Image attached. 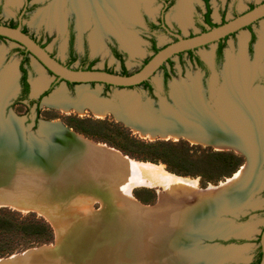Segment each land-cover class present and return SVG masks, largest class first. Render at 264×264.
<instances>
[{
  "label": "bare ground",
  "instance_id": "6f19581e",
  "mask_svg": "<svg viewBox=\"0 0 264 264\" xmlns=\"http://www.w3.org/2000/svg\"><path fill=\"white\" fill-rule=\"evenodd\" d=\"M9 1L13 3L16 0ZM66 2L70 3V9L77 14L80 29L87 28L92 16L95 17L97 26L92 35L94 49L98 48L100 35L102 31H105L116 35L121 44L131 53L136 54L139 51V39L134 33L127 31L124 25H135L139 22L138 0H54L51 8L40 12L35 22L39 23L48 18L47 23L50 27H53L54 24L61 30L66 17L63 11V5ZM191 12L190 1L182 0L175 18L181 25L187 26L192 21ZM261 33L259 57H262L264 53V51L262 52L264 49V26ZM247 38V35L242 37V54L239 55V62H232L233 57L230 55L232 53L228 51L229 66L226 61L227 65L225 63L224 72L228 81L222 92V100L225 102V112L228 111L231 127L244 129L243 125L249 124L250 129L258 131L259 138H261L260 133H263L264 140V129H262L264 125V88L262 90L256 89L253 93L249 91V81L260 65L258 60L251 62L255 64L254 69V66L246 58L247 54L246 56L243 54V52L246 53ZM3 59L4 49L0 48V66ZM17 69V65L12 63L0 70V107L16 92L18 84L16 77L17 74L19 75ZM197 79V77L192 76L194 84H196ZM46 85H48V79L43 75L35 83L34 93H39L40 90L46 88ZM175 86H178V83ZM82 87L83 85L79 86L78 89L80 100L74 101L66 98V92L62 87L58 88L45 102L64 111L75 108L83 112L86 107H89L98 116L112 113V106L107 105L104 101L98 102L97 99H93L96 92H90L85 86ZM126 99L130 103L132 102V98L128 94H126ZM249 101L254 104L251 105ZM58 121L55 120V122ZM260 124H262V128ZM233 128L230 129V135L237 136L238 133ZM134 129L138 131V129ZM139 132L145 135L142 131ZM148 135L155 136L154 134ZM162 137L181 139L178 134ZM185 138L194 143L205 145L209 141L205 133H187ZM84 140L88 142L83 145L85 153L80 156L78 162L71 163L60 176L62 184H69L61 192L57 190L62 185H52L48 176L44 174L45 172L31 166L22 167L15 175L0 184V207L8 206L39 212L51 222L57 236V244L48 246L35 256L22 258H16L18 257L16 256V259L6 262L3 260L0 264H19L20 262L28 264H77L81 257H85L84 253L88 251L92 252L87 254L85 261L90 264H160L156 260V256L167 258L162 264H216L215 259L226 258L229 254L237 258L244 256L243 250H246L247 246H239L231 250L226 247L219 251L212 249L211 253L214 254L202 256V253H198L196 256L185 258L186 261L179 257L178 253L171 256V250L175 248L168 247L162 234L172 229L173 222L179 221V215L175 213L177 201L185 197H205L221 188L210 185L202 189L197 179L175 175L167 171L162 164L137 161L105 143L96 142L86 136H84ZM233 141L237 142L230 138V146L218 143L217 148L224 150L236 147L239 150L240 147ZM246 156L245 164L230 176L228 182L234 183L245 178V181L252 185L251 182L257 181L251 177L257 172V156L259 155L256 152L252 154L250 152ZM255 178L258 179V175ZM145 185L164 187L165 193L159 194L160 202L157 206L145 205L134 196V189ZM110 200L121 207H128L130 213L136 212V209L139 208L141 210H161L157 216L164 221L166 227L159 229L153 225L148 230L149 236L155 233L153 236L156 241L154 248L153 244H148V241L141 239L142 237L140 238L139 232L135 229L129 228L125 231L124 227L118 226L119 220L116 214L108 217L109 221L105 220L103 227L108 229L110 226H114L111 228V233L100 234L97 232V230L102 229L100 225L102 218L99 210L95 208V204L100 202L105 205L106 201ZM129 218L131 219L130 215ZM114 219L115 222H113ZM111 222L113 223L111 224ZM248 231L249 228L246 227L244 233ZM175 250L178 252L177 248ZM150 260H152L151 263Z\"/></svg>",
  "mask_w": 264,
  "mask_h": 264
},
{
  "label": "water",
  "instance_id": "95a60500",
  "mask_svg": "<svg viewBox=\"0 0 264 264\" xmlns=\"http://www.w3.org/2000/svg\"><path fill=\"white\" fill-rule=\"evenodd\" d=\"M262 19H264V1L222 24L193 36L174 33L166 28V31L177 39L161 47L140 70L128 75L97 68L83 69L67 66L53 56L48 47L42 46L29 33L25 32L22 24L13 27L0 23V36L25 48L38 64L57 77L60 83L43 99L44 103L58 88L62 87H64L67 96L77 101L80 98L79 86L86 85L90 91H97L98 99L112 106L113 110L110 114L114 115L116 120L123 122L133 130L136 128L138 131H142L145 135L154 134L155 138L169 139L162 136L178 134L181 139H186L187 133H205L209 140L206 146L217 148L218 143L230 146V138H232L237 141H233V143H236L242 150L240 148L237 150L236 147L231 149L245 156L250 152L251 154L256 152L259 155L257 156V172L251 177L257 181L251 182L252 185L248 184L245 178L230 183L228 182L230 177L226 178L227 181H220L215 184L209 183L207 186H202L199 182L202 189L210 185L221 189L205 197H185L177 201L175 213L179 215V221H172V229L163 233L162 237L163 240H166L168 247L177 248L179 257L185 260V258L196 256L198 253H202V256L214 254L211 253L212 249L219 251L225 247L228 250L238 248L240 246L238 243L242 239H248L254 233L255 229L253 227L257 223L246 225L239 224L236 221L243 208L250 205V201L257 194L264 192L263 133H260L261 138H259L258 131L250 129L249 124H244V129L231 127L230 117L228 111L225 112V102L222 100V92L226 87L225 64L221 73L223 82L220 84L221 77L215 68V54H211L209 58L204 60L211 70L209 94L204 89L203 73L200 69L196 73L189 72L185 77H175L169 80L167 95L162 92L164 86L163 75L159 78L158 90L155 91V96L145 102L141 95L132 91V88L139 87L145 81H151L170 59L180 53L217 43L221 39L240 32ZM247 58L249 60L248 56ZM259 69L261 68L256 69L253 78L249 81V91L252 93L256 89L262 90L264 88L263 85L255 83L258 80L259 73L264 74V71L262 69L259 71ZM192 76L198 78L195 81L196 84L193 83ZM68 82L75 84V96L70 95ZM93 83L109 84L115 89V94L112 97H106L102 95L100 90L89 88ZM176 83H178V86H175ZM19 89L20 85L17 84L15 94L9 97L0 107V184L15 175L22 167L31 166L45 172L44 174L48 176L52 185H64L60 181V176L71 163L78 162L80 156L85 153L83 145L88 143L84 140L85 135L64 125L61 120L58 122L41 120L35 132L32 129L35 123L27 127L25 119L17 116L14 112H10L7 117L5 115L6 108L9 106L11 98L17 96ZM42 91L43 89L35 94L33 86V96H38ZM159 93L162 94V97L159 96ZM126 94L132 98L131 103L126 99ZM156 97L159 99L158 102ZM249 103L254 104L250 101ZM223 120L225 122H222ZM230 127L237 131V136L230 135ZM260 127L262 128V124H260ZM262 129H264V125ZM257 175L258 179L255 178ZM183 177L189 178L187 176ZM159 202L160 197H158L154 206H157ZM102 206L99 211L102 218L100 220L102 229L97 230L100 234L111 233V228L114 226H110L108 229L103 227L106 218L115 216V214L119 220L118 226L124 227L125 231L129 228L140 231L142 228L145 229L153 225V227L157 226L159 229L166 227L164 221L157 216L158 212L161 213V210H141L140 206H137L139 209L130 213L128 207H121L111 200L106 201L105 205ZM129 215L131 219L128 218ZM113 222H115V219ZM246 227L249 228L250 232L244 233ZM154 234L149 236L146 231V235L143 233L141 239L148 241V244H154ZM228 241L230 243H224ZM55 244H57L56 239ZM260 246L264 255V229L260 232ZM223 258L225 257L215 259L216 264H248L250 262L243 260V257H232L230 254L225 259ZM262 262H264V259Z\"/></svg>",
  "mask_w": 264,
  "mask_h": 264
},
{
  "label": "rangeland",
  "instance_id": "374dc122",
  "mask_svg": "<svg viewBox=\"0 0 264 264\" xmlns=\"http://www.w3.org/2000/svg\"><path fill=\"white\" fill-rule=\"evenodd\" d=\"M181 1L179 3H181ZM191 1L192 3H190L192 5V21L187 26L181 25L175 18L176 13L178 12V6L180 5L177 2L169 9L164 10L162 2L158 0H149V2L144 4V8H142V10L146 12L149 15L150 19L155 23H159L160 15H164L166 22L173 29L180 31L185 36H188L189 34L200 32V23L203 19L202 13L204 10V8L199 7L198 4H195L194 7L193 0ZM234 1L236 2V5L231 2L229 8L227 7L226 9V17L228 19H231L233 14H236V12L240 13L244 11L249 1L257 3L260 0ZM53 3L54 0H31L28 4V8L23 12L26 6L24 0H16L13 3H11L9 0H0V20L5 23L11 22L12 24H15L16 22L20 21V15L22 14V24L26 28V30L36 39L43 42V44L50 49L51 53L54 54L58 59H60L64 63H71L69 56V50L71 49V46L68 42V25H72L75 31V40L73 48H75L77 56H82L86 49L90 50L91 57L95 58L96 60V68H107L118 73H121L125 68L129 73H133L139 70L143 62L153 55L151 41L146 36H144V34H149L147 29L145 27L141 29L140 26L136 27L134 30L132 29L138 22L135 25L124 24L126 30L131 33H134L139 39L140 43V49L136 54L131 53L130 50L129 54L127 52L125 53L124 63H121L109 52V47L111 44H115L117 46L119 44L117 43V40L112 37V34L108 32L102 31L100 35V40H98V48L94 49L92 35L94 34L97 26L96 19H94L95 17L92 16V20H90V23L87 28L80 29L83 30L82 34L80 35L78 30L80 28L78 24V19L74 17L73 14L75 13L70 9L69 2H66L63 5V11L66 17L64 19V24L61 30H59L54 24L53 27H50L47 23L48 18H45L42 22L39 23L35 22L38 17V14H40V12L47 11L49 8H51ZM139 5L140 0H138V12ZM223 5L224 4L213 0L214 20L220 21V17L217 15V12H220L223 9ZM193 14H195L194 19ZM263 24L264 19L253 24V26H250L249 28L237 32L235 35L230 36L229 38H227V40L224 41V58L217 69V72L220 74L221 77L220 84L223 82L221 73L223 70V66L226 62V58L228 57L227 54L231 52L232 54L230 55H232L233 57L232 62H239V55L242 54L241 40L244 35H247L248 38L245 45L246 53L243 52V54H245V56L247 54L250 63L255 62L256 58L259 57L258 52L260 50V42L262 36L261 32L264 26ZM90 28L93 30L92 34L91 31L87 30ZM252 33L256 35V40L253 43L254 52L252 53V51L250 50L249 53V43ZM152 35L154 36L155 44L159 48L165 46L166 44L174 40L173 36L166 33L165 29L162 28L154 31ZM217 47L218 43H213L211 45H207L197 49L196 53L200 55L203 60H205L209 58L211 54H214L216 52ZM0 48L4 49V62H2L0 70H3L9 64H16L18 67L17 72L19 73V75L17 74L18 78L16 77V82L19 84V79L21 75L19 66L22 61V54L18 50L20 46L11 40L0 38ZM263 51L264 49H262V52ZM261 58L259 59L261 62V64L259 63V67L263 70L264 54L262 60ZM228 61L229 60H227L229 66ZM30 63V78L33 86H35L37 80L43 75L48 79V84L55 78L54 75L50 74L46 69L42 68L32 56L30 58ZM251 64L254 66L255 69V64ZM78 65V61L72 63V66L74 67H77ZM167 68L171 72L169 80L175 77H185L189 72L196 73L199 71V68L193 64L191 57L187 53H185L181 57L175 56L171 62L167 63ZM261 69H259V71H261ZM259 74L260 76L258 78V84L263 85L264 87V74ZM163 75L164 70L161 69L151 80V83L154 85L156 91L158 90L157 87L159 78H161ZM210 76L207 78L208 80L210 79ZM204 80H206V78H204ZM227 81L228 79L226 78V82ZM84 86L86 87V89H88L86 85H83V87ZM89 88L92 90H100L102 95L106 97H112L113 94H115V89L113 87L105 89L104 84H92L89 86ZM75 90L76 86L70 89L69 93L71 96H75ZM132 91H135L139 95H141L144 102L149 100L150 98H153V96L151 95V93L148 92L146 87L139 86L136 88H132ZM90 92H96V94L93 95V99H97L98 102H103L98 99L97 91ZM159 96L162 97V94L159 93ZM67 97L70 98L69 96H66V98ZM16 98L17 96L11 98L9 106L6 108L5 115H7L8 117V114H10V112H14L17 116L23 117L25 119V124L27 127L30 125H34L35 123L32 128L35 132L37 131L41 120H61L64 125L74 129L78 133L84 134L89 139H92L96 142L105 143L109 146L117 148L125 155L129 156L134 160L162 164L165 166L167 171L175 175L196 178L202 186H207L209 183L215 184L220 181L226 180L227 177H230L227 175L225 170H223L220 161H218L219 155L217 153L230 152L235 154L241 160L240 166L245 164L247 159L244 154L238 153L233 149L223 150L215 147H208L205 144L194 143L186 139H161L155 138V136H150L148 134V136L143 135L141 132L136 131L135 129L133 130L131 127L126 126L123 122H119L118 120H116L114 115L107 114L98 116L90 108H85L83 112L78 111L75 108H70L68 111H64L59 107H55L50 105L49 103H44V101H41L39 108L37 109L35 105L29 106L26 103L16 102ZM89 98L92 99L91 97ZM77 100H80V98ZM156 101H159L157 97ZM80 128H86L90 131L85 134L82 132V130H80ZM158 140H164L173 144H178L179 147L175 151L176 156L177 154H180V156L184 158L187 157L186 159L188 163L186 162L185 164H183L181 166L183 168L178 169L179 172L171 170L163 161L154 162L142 159V157L145 156L143 152L146 149L140 146L139 144L154 142ZM240 166L238 167V169L240 168ZM68 185L69 184L64 183V185H62L57 191L61 192V190L65 189ZM164 190L165 189L163 186L145 185L136 187L133 193L134 196L140 202L150 206L156 204L158 197L162 193H165ZM250 202L251 204L247 205V207L243 208V211L239 213L240 216H238L236 222L239 224L246 225L249 223H257L253 227L255 231L251 235V237L248 239H242L241 242L238 243V245L240 246H247V249L243 250V260L251 262L253 258H255L258 254V250L260 247V232L264 229V192L257 194V196L253 198ZM102 207L103 206L100 202L95 204V208L99 211L102 209ZM106 221L108 222L109 219L106 218ZM31 228L36 229L37 232L33 234L29 233L28 229ZM148 230L149 227L145 229L142 228V230L138 231L140 238L143 236V233L146 234L145 232H148ZM55 239L57 241L56 230L54 226L45 216L41 215L39 212L20 210L15 207L8 206L0 207V262H3V260L6 262L12 259L22 258L31 255L35 256V254L44 251L48 246L54 245ZM153 243L154 248L156 244V241L154 239ZM89 252L92 251L85 252L84 256L87 257V254ZM175 254H177V251L175 249L171 250L170 255L173 256ZM85 257H81L77 264H90L89 262L85 261ZM166 259L167 258L165 256H156V260H158L160 264H162V262H164ZM152 260H150V263L152 262ZM170 262L173 261L170 260ZM250 262L248 264H250ZM19 264L28 263L20 262ZM260 264H264V262H261Z\"/></svg>",
  "mask_w": 264,
  "mask_h": 264
},
{
  "label": "flooded vegetation",
  "instance_id": "af4514ba",
  "mask_svg": "<svg viewBox=\"0 0 264 264\" xmlns=\"http://www.w3.org/2000/svg\"><path fill=\"white\" fill-rule=\"evenodd\" d=\"M30 1L31 0H24V2H25V4H26V6H25V9L23 10V12L28 8V4L30 3ZM158 1H160V2H162L163 3V8H164V10H166V9H169L170 7H172L176 2L177 3H179L181 0H158ZM214 1H217V2H220L221 4H224L223 5V9L220 11V12H217V15L220 17V21H216V20H214V18H213V0H193V3H194V7H195V4H198V6L199 7H201V8H204V10H203V13H202V21H201V23H200V32H203V31H206V30H208L209 28H212V27H214V24L215 25H219V24H222V23H224V22H226V21H228V20H230V19H228L227 17H226V14H227V11H226V9H227V7L229 8V6L231 5V2L234 4V5H236V2L234 1V0H214ZM264 0H260L259 2H251V1H249L248 2V5H247V7H246V9L244 10V11H242V12H240V13H237L236 12V14H233V16L231 17V18H234L235 16H237V15H239V14H242V13H244V12H246V11H248V10H250L251 8H253L254 6H256L257 4H259L260 2H263ZM147 2H149V0H140V5H139V17H140V21L134 26V28H132L133 30L136 28V27H138V26H140V28L142 29L143 27H145L146 29H147V31L149 32V34H144V36H146L150 41H151V44H152V49H153V54L155 53L154 52V46L156 45L155 44V41H154V36L152 35L153 34V32L154 31H156V30H158V29H160V28H162V29H165V31H166V28H168L170 31H172V32H174V33H179V34H182L180 31H178V30H175V29H173L167 22H166V20H165V17H164V15H160V21H159V23H155L154 21H152L151 19H150V17H149V15L146 13V12H144L143 10H142V8H144V4L145 3H147ZM190 2L192 3V1L190 0ZM180 4V3H179ZM178 4V5H179ZM195 9V8H194ZM75 13V12H74ZM74 15V17L77 19V14L75 13V14H73ZM22 14L20 15V21L19 22H16L15 24H17V26L19 25V24H22ZM194 17H195V14H193V19H194ZM67 19V18H66ZM200 22V21H199ZM0 23H3V24H7V25H10V24H12L11 22H9V23H5V22H2L1 20H0ZM257 23V22H256ZM14 24V23H13ZM255 24V23H254ZM22 26H23V24H22ZM66 26H67V24H66ZM250 26H253V24L252 25H250ZM250 26H248L247 28H249ZM24 26H23V30H24ZM26 29V28H25ZM67 30H68V36H69V40H68V42H69V44H70V46H71V49L69 50V56H70V62L71 63H64L63 61H61L60 59H58L54 54H52L53 56H55L59 61H61L62 63H64V64H70V66H72V63H74V62H79V65L76 67V68H83V69H86V68H88V67H91V69L92 68H96L95 67V64H96V60H95V58H92L91 57V52H90V50H88V49H86L85 51H84V53L82 54V56H77V53H76V51H75V48H73V46H74V40H75V31H74V28H73V26L72 25H68V27H67ZM78 30H80V28L78 29ZM87 30H89V31H91V34H92V32H93V30L90 28V29H87ZM82 32H83V30H80L79 31V34L81 35L82 34ZM27 33H29L28 31H27ZM109 33V32H108ZM166 33H168L167 31H166ZM30 34V33H29ZM90 34V35H91ZM110 34H112V37H114L116 40H117V43L119 44L118 46H120V47H118L117 45H115V44H111L110 45V47H109V52L115 57V58H117L121 63H124V58H125V53L127 52L128 54L130 53V51L128 50V49H126V48H124L123 46H122V44H121V42L119 41V39L117 38V36L116 35H114L113 33H110ZM169 34V33H168ZM194 34H197V33H192V34H189L188 36H193ZM236 33H234V34H232V35H235ZM31 35V34H30ZM138 35V34H137ZM171 35V34H170ZM183 35V34H182ZM232 35H229V36H227V37H225V38H223V39H221L220 41H218L217 43H218V47H217V49H216V52L214 53L215 54V68L216 69H218V66H219V64H220V60L218 59L217 60V52H218V48H219V45L220 44H224V41L225 40H227V38H229L230 36H232ZM253 35L255 36V40H256V35L254 34V33H252V35H251V39H250V43H249V53H250V50L252 51V53L254 52V42L252 43V37H253ZM33 38H35L33 35H31ZM173 36V35H172ZM173 38H174V40H176L177 38L175 37V36H173ZM4 39H6V38H4ZM36 39V38H35ZM40 44H42V46L44 45L43 44V42H41L40 40H38V39H36ZM91 41V40H90ZM156 47H158L157 45H156ZM22 48V47H21ZM159 48V47H158ZM196 51H197V49L195 50V54L196 55H198L197 53H196ZM186 52V51H185ZM182 53H184V52H182ZM251 53V54H252ZM188 54V53H187ZM264 54V53H263ZM184 55V54H183ZM179 56V55H178ZM199 57H200V55H198ZM152 57V56H151ZM180 57V56H179ZM31 58V55L29 54V59ZM150 58V57H149ZM201 58V57H200ZM222 58H224V48H223V56H222ZM261 58V57H260ZM260 58H256V60H258V62L261 64V62H260ZM262 58H263V55H262ZM262 58H261V60H262ZM22 59H23V56H22ZM148 59V58H147ZM146 59V60H147ZM202 59V58H201ZM145 60V61H146ZM171 61H172V59H170ZM191 60H192V62H193V64L194 65H196L200 70H201V72L203 73V86H204V89H205V91H206V93L207 94H209V92H210V90H209V80L207 79L211 74V70H210V67L208 66V64H207V66L206 67H204V66H201V65H199L198 63H196V61H194L192 58H191ZM223 60V59H222ZM145 61L143 62V64H142V66L140 67V69L145 65ZM4 62V61H3ZM169 63V62H168ZM21 64H22V61H21V63H20V66H19V68H20V71H21V75H20V79H19V84H20V89H19V92H18V94H17V98H16V102H18V103H26V104H28L29 106H31V105H35L36 106V108L38 109L39 108V105H40V102L41 101H43V99L46 97V96H48L54 89H55V87H57L58 85H59V83L60 82H58V79H57V77L55 76V78L50 82V84H49V86H48V88H45V89H43V91L38 95V96H33V93H32V89H33V85H32V82H31V78H30V75H31V73H30V69L29 68H31V63H30V61H29V64L27 65V64H25L24 65V67L27 69L26 70V72H25V78L23 79V72H22V70H21ZM166 65V67H167V64H165ZM74 67V66H73ZM97 69H101V68H97ZM139 69V70H140ZM162 69V68H161ZM102 70H106V71H113V70H111V69H105V68H103ZM164 70V69H163ZM138 71V70H137ZM49 72V71H48ZM115 72V71H114ZM50 74H52L51 72H49ZM118 73V72H117ZM170 74H171V72H170ZM53 75V74H52ZM259 76H260V74H259ZM204 78H206V80H204ZM259 78V77H258ZM220 82H221V80H220ZM219 82V83H220ZM259 82V80H257L255 83H258ZM148 83L150 84V87H151V90L148 88V86L147 85H145V84H141L140 86H143V87H146L147 88V90H148V92L149 93H151V95L152 96H155V88H154V85L151 83V81H148ZM168 83H169V81H168ZM168 83H167V85H165V83H164V86H163V89H162V92L163 93H165L166 95L168 94V90H169V87H168ZM54 84H56L55 86H53ZM94 84V83H93ZM52 86H53V88H52ZM68 87H70V88H68L69 89V91H70V89H72V87H75V84H68ZM106 88H111V86H106V84H105V89ZM208 147H214V146H208ZM216 148V147H215ZM224 243H226V244H228V243H230V241H228V242H224ZM261 247V246H260ZM263 259H264V255H263V258H262V261H263ZM256 260V257L255 258H253V260L250 262V263H252L253 261H255ZM261 261V262H262ZM260 262V263H261Z\"/></svg>",
  "mask_w": 264,
  "mask_h": 264
},
{
  "label": "trees",
  "instance_id": "16d2710c",
  "mask_svg": "<svg viewBox=\"0 0 264 264\" xmlns=\"http://www.w3.org/2000/svg\"><path fill=\"white\" fill-rule=\"evenodd\" d=\"M10 26L16 27L17 24H10ZM214 26H217V25L214 24ZM24 31L27 32V30L25 28H24ZM0 38H5V37L0 36ZM254 41H255V36L253 35L252 43ZM43 46H45V45H43ZM223 48H224V44H220L219 48H218V52H217V60L219 59L220 63L223 59L222 58ZM159 49L160 48L156 47V45L154 46V52L155 53ZM18 50L21 52V54L23 56L22 64H21V70L23 72V75H24L23 79H24L25 78V72L27 70L24 67V65L29 64V61H30L29 54L30 53L25 48L20 47ZM185 53H188L189 56L194 61H196V63H198L199 65L204 66V67L207 66V64L198 55L195 54V50H189V51H186L184 53H180L179 56L181 57ZM150 58H148L145 61V63ZM168 62H171V60H169ZM67 66H70V64H67ZM86 69H91V67H88ZM162 69H164V83H165V85H167V83L170 79V76H171L170 70L166 67V65H164L162 67ZM111 72H114V71H111ZM121 74L128 75L130 73L124 68L123 71L121 72ZM68 84H74V83L68 82ZM142 84L147 85L148 88L151 90V87H150V84L148 83V81H145ZM55 85L56 84H54L53 86H55ZM53 86H52V88H53ZM106 86H111V85L106 84ZM80 130H82V132L85 134L90 131V130H87L86 128H80ZM136 143H138V142H136ZM139 145L146 149L143 152L145 154V156L142 157L143 160H150V161H154V162L163 161L173 171L179 172L178 169L183 168L181 166L187 162V159H186L187 157L184 158V157L180 156V154H177V156H176L175 151L179 147L178 144H173V143H170V142L164 141V140H158V141H154V142L142 143ZM217 154L219 155L218 161H220L221 166L223 167V170H225V172L227 173L228 176H231L238 169V167L241 165L240 158L233 153L223 152V153H217ZM34 228L28 229L29 233H31V234L36 233L37 230ZM262 258H263V252L261 250V247H259L258 254L256 256V260L250 264H260V262L262 261Z\"/></svg>",
  "mask_w": 264,
  "mask_h": 264
}]
</instances>
